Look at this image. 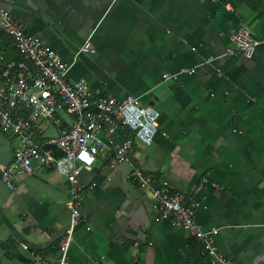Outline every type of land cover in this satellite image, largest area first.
<instances>
[{
    "label": "crops",
    "instance_id": "0c3cea01",
    "mask_svg": "<svg viewBox=\"0 0 264 264\" xmlns=\"http://www.w3.org/2000/svg\"><path fill=\"white\" fill-rule=\"evenodd\" d=\"M0 8L57 52L70 81L155 108L158 131L150 145L135 142L131 163L195 203V220L218 229L224 257L264 264V47L250 58L223 55L241 25L264 38V0H0ZM87 41L93 53L81 52ZM54 118L63 128L72 120L64 110ZM59 129L40 120L33 131L41 140ZM14 144L0 128V169ZM129 172L106 154L82 171L81 182L96 186L84 193L68 264H207ZM70 212L68 183L52 168L18 173L14 189L0 181V264H41L36 255L54 264Z\"/></svg>",
    "mask_w": 264,
    "mask_h": 264
},
{
    "label": "built area",
    "instance_id": "2783aa9c",
    "mask_svg": "<svg viewBox=\"0 0 264 264\" xmlns=\"http://www.w3.org/2000/svg\"><path fill=\"white\" fill-rule=\"evenodd\" d=\"M229 38L231 47L223 55L250 58L258 47H264V38L251 36L245 25L235 29ZM1 39L12 41L20 60L6 58ZM80 50L94 52L89 41ZM195 68L164 73L162 79L167 81L179 73L192 74ZM67 70L54 49L43 46L7 9L0 8V128L15 141L13 161L0 169V181L8 189H14L18 173L31 175L44 168H52L65 177L70 196V221L67 233L59 241L54 264H68L73 232L82 217L84 193L86 188L91 190L96 186L95 182L88 187L84 185L81 173L101 154L110 155L116 163L130 165L129 178L152 195L159 219L190 233L207 262L235 264L218 251L213 241L218 229H206L195 220V203L184 202L183 192L170 190L157 174L145 172L131 163L135 142L150 145L158 131V113L154 108L142 104L138 97L116 98L94 93L84 80L70 81ZM58 110L72 116L68 128H63L61 121L54 118ZM40 120H51L60 127L59 133L36 140L33 128ZM35 260L50 264L39 255Z\"/></svg>",
    "mask_w": 264,
    "mask_h": 264
},
{
    "label": "trees",
    "instance_id": "16d2710c",
    "mask_svg": "<svg viewBox=\"0 0 264 264\" xmlns=\"http://www.w3.org/2000/svg\"><path fill=\"white\" fill-rule=\"evenodd\" d=\"M2 41H1V44L3 45V46H7L8 44H12L11 42L9 43L8 42V39H1ZM13 48L15 49V47L13 46ZM13 48H12V50H13ZM13 51H16V49L15 50H13ZM12 51V52H13ZM15 56V54H12L11 56H10V59H14V60H20V57H19V55H18V53H17V51H16V57H14ZM191 239H193L192 241H190ZM190 240H189V242H190V244H189V247H188V253L191 251V248H196V249H198V242L196 241V239L194 238V237H192ZM199 252H200V249H199ZM201 256V258H202V260H204L207 264H209L206 260H205V258H203L202 257V255H200Z\"/></svg>",
    "mask_w": 264,
    "mask_h": 264
},
{
    "label": "rangeland",
    "instance_id": "374dc122",
    "mask_svg": "<svg viewBox=\"0 0 264 264\" xmlns=\"http://www.w3.org/2000/svg\"><path fill=\"white\" fill-rule=\"evenodd\" d=\"M143 101H144V99H142L141 100V102L143 103ZM154 110L157 112V110L154 108ZM158 113V112H157ZM135 156L133 155V158H134ZM133 160V159H132ZM133 162V161H132ZM134 164V163H133ZM137 164V163H136ZM137 166H140L139 164L137 165ZM141 167V166H140Z\"/></svg>",
    "mask_w": 264,
    "mask_h": 264
},
{
    "label": "bare ground",
    "instance_id": "6f19581e",
    "mask_svg": "<svg viewBox=\"0 0 264 264\" xmlns=\"http://www.w3.org/2000/svg\"><path fill=\"white\" fill-rule=\"evenodd\" d=\"M11 41V40H10ZM11 43H12V41H11ZM12 45H13V43H12ZM3 46V45H2ZM4 48V47H3ZM5 50V49H4ZM6 53V52H5ZM7 58V57H6ZM8 59V58H7ZM13 60V59H12ZM209 263V262H208ZM210 264V263H209Z\"/></svg>",
    "mask_w": 264,
    "mask_h": 264
}]
</instances>
